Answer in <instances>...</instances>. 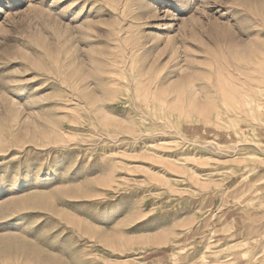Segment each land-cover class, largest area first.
Wrapping results in <instances>:
<instances>
[{
	"label": "rangeland",
	"instance_id": "obj_1",
	"mask_svg": "<svg viewBox=\"0 0 264 264\" xmlns=\"http://www.w3.org/2000/svg\"><path fill=\"white\" fill-rule=\"evenodd\" d=\"M0 264H264V0H0Z\"/></svg>",
	"mask_w": 264,
	"mask_h": 264
},
{
	"label": "bare ground",
	"instance_id": "obj_2",
	"mask_svg": "<svg viewBox=\"0 0 264 264\" xmlns=\"http://www.w3.org/2000/svg\"><path fill=\"white\" fill-rule=\"evenodd\" d=\"M243 60H244V59H243ZM232 66H233V65H232ZM219 81H220V80H219ZM229 89H230V88H229ZM225 97H226V96H225ZM230 97H231V99L233 98L232 96H229L228 99H229ZM231 99H230V101H231ZM233 99H234V98H233ZM225 100H226V99H225ZM227 101H229V100H227ZM227 101H226V102H227ZM230 101H229V102H230ZM246 101H249V100H246ZM232 102H233V101H232ZM232 102H231V104H233ZM235 102H236V101H235ZM244 102H245V100H244ZM250 103H251V102H250ZM250 103H249V104H250ZM227 104H228V103H227ZM229 104H230V103H229ZM244 104H247V103H244ZM235 105H236V104H235ZM250 105H251V104H250ZM209 106H211V105L209 104ZM227 106H228V105H227ZM232 106H234V104H233ZM239 106H240V105H239ZM215 107H216V106H215ZM224 107H225V106H224ZM234 107H235V106H234ZM237 107H238V106H237ZM246 107H248V106H246ZM249 107H250V106H249ZM218 108H219V107H217V109H218ZM233 109H234V108H233ZM237 109H238V108H237ZM248 109H249V108H248ZM205 110H206V109H205ZM215 110H216V109H215ZM216 111H218V110H216ZM237 111H238V110H237ZM237 111H236V112H237Z\"/></svg>",
	"mask_w": 264,
	"mask_h": 264
}]
</instances>
